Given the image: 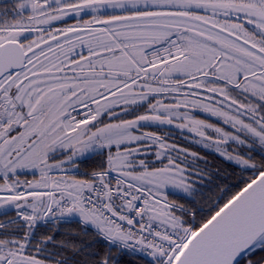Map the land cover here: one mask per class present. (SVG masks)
<instances>
[{"label":"snow or ice","instance_id":"snow-or-ice-1","mask_svg":"<svg viewBox=\"0 0 264 264\" xmlns=\"http://www.w3.org/2000/svg\"><path fill=\"white\" fill-rule=\"evenodd\" d=\"M0 264H264V0H0Z\"/></svg>","mask_w":264,"mask_h":264}]
</instances>
